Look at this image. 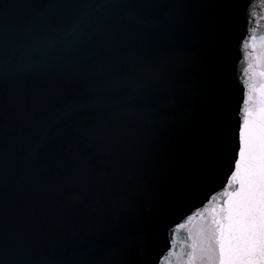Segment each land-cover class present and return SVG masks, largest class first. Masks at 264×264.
Returning <instances> with one entry per match:
<instances>
[{"label": "water", "instance_id": "water-1", "mask_svg": "<svg viewBox=\"0 0 264 264\" xmlns=\"http://www.w3.org/2000/svg\"><path fill=\"white\" fill-rule=\"evenodd\" d=\"M5 2L7 258L188 264L193 243L199 256L234 186L238 124L264 107V0ZM133 63L160 72L121 87L111 70Z\"/></svg>", "mask_w": 264, "mask_h": 264}, {"label": "snow or ice", "instance_id": "snow-or-ice-1", "mask_svg": "<svg viewBox=\"0 0 264 264\" xmlns=\"http://www.w3.org/2000/svg\"><path fill=\"white\" fill-rule=\"evenodd\" d=\"M10 5L0 3V16ZM115 39L108 34L105 43ZM120 79L121 87H131L147 76L160 72L155 66L133 63L111 70ZM104 73L98 74L95 83L103 84ZM232 164L231 179L234 186L225 193L226 208L216 230L205 247L193 243L187 253L188 264H264V107L259 112L245 110L237 128V145ZM136 248L132 242L124 250L129 257ZM0 264H21L10 261L0 247ZM122 264H129L125 259ZM146 264V261H145Z\"/></svg>", "mask_w": 264, "mask_h": 264}]
</instances>
